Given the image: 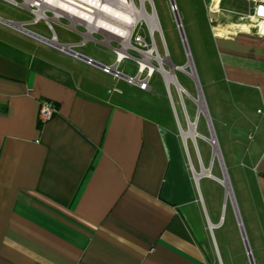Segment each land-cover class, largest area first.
<instances>
[{
	"label": "crops",
	"instance_id": "1",
	"mask_svg": "<svg viewBox=\"0 0 264 264\" xmlns=\"http://www.w3.org/2000/svg\"><path fill=\"white\" fill-rule=\"evenodd\" d=\"M201 3L214 83L228 103L216 114L230 126L235 113L244 125L243 144L228 147L240 150V162L231 161L243 168L251 235L235 202L238 230L232 239L224 232L220 245L215 239L223 215L206 214L202 177L190 171L169 111L171 126L151 114L154 102L146 113L115 89L120 80L144 90L0 20V264H214L213 255L250 264L246 247L264 264V32L237 29L248 0ZM222 26H233L230 35L216 34ZM41 98L57 106L44 123Z\"/></svg>",
	"mask_w": 264,
	"mask_h": 264
},
{
	"label": "rangeland",
	"instance_id": "2",
	"mask_svg": "<svg viewBox=\"0 0 264 264\" xmlns=\"http://www.w3.org/2000/svg\"><path fill=\"white\" fill-rule=\"evenodd\" d=\"M201 1L174 0L177 11L173 13L170 9L171 5L169 0H145L146 10L156 15L158 29L151 30L144 20H138L130 38V46L126 50L127 54L119 63V69L121 71L129 75H134L139 69V61L143 59L142 52L152 50L154 57L160 55L167 60L163 63V66L168 71L170 68H173L172 70L174 71L176 81L183 88V91H178L176 85L173 83H170L169 89L167 88L166 90L167 83L162 73L158 70L152 73L149 80L150 88L148 90L138 91L131 86L125 85L120 80L115 90L120 91L121 89L128 95L132 94V97L137 98L133 106L146 113L149 110L147 105L150 102H154L156 109L157 106L160 108L158 107L151 114L155 117L158 116L157 118L168 126H171V120L167 111L170 112L177 127H180L182 130H187L188 122L195 123V131L198 136L193 140L187 138L185 145L191 163L189 165L190 171L200 172L201 167L210 170L211 175L223 178L224 170L231 190L232 197H225V188L216 179L202 177L199 181V189L203 195L206 214L212 221L217 219L218 215H223L222 224L224 225L222 229L214 231L215 239L220 245L221 236L224 232L226 237H231L232 239L233 231L238 230L233 211V209H236L235 202L238 215L241 217L240 220L243 221L246 233L249 236L251 235L250 222L252 219L250 214L245 212V205L241 195L244 189L245 179L242 177L244 173L243 168L239 164L233 163L240 162V150L234 147H228L231 146L230 144L228 145V141L231 142L232 140L240 139L241 143L243 142V137L239 136L241 135L239 133L243 132L239 131H243L244 125L235 123V113L231 114L229 112L230 114H227V119L229 121L231 120L230 126L223 119V116L216 114L219 108L221 110L227 108L228 103L226 97L221 96L220 86L214 83V77H217L216 66L212 53L210 52V47L206 41L207 22H203ZM134 2L138 7L141 6V0H134ZM208 6L209 4L207 2V12L211 13ZM175 14H178L180 19L182 32L188 48L187 51L190 53L193 68L196 71V79L179 69H174L176 66L184 65L189 54L188 52L186 53L184 43L176 25ZM0 17L9 18L14 22H23L30 18V14L24 8L16 7L4 0H0ZM208 18L209 22L213 23L211 16L208 15ZM67 23L68 21L65 18L60 19L58 22L52 21V27L58 38L57 41L70 42L84 39L86 41L83 44L74 46L75 50L87 54L100 62L112 64L115 61L116 54L112 48H119L122 45L119 38L109 35L105 37L103 34H93V38L80 35L67 28ZM235 23L242 25L240 20ZM224 27L222 26V28ZM26 28L45 38L52 36V31L48 29L47 24L43 21L26 25ZM226 34L230 35L229 33ZM217 35L221 34L219 33ZM154 57L150 58V61L155 66H158L159 63ZM187 69L190 71V68ZM146 73L147 69L143 72V76ZM199 93L202 95L205 111H200L195 101ZM233 110L235 111V109ZM175 116L177 117V121ZM220 120L221 122L218 123ZM176 125L175 132L179 139H181L179 129L177 131ZM212 135L218 144V156L215 155L211 143L202 138V136L210 138ZM232 224L233 228L231 229ZM209 235L212 236L210 231ZM238 235L240 234L238 233ZM255 256V249L253 247V257ZM219 262L218 255H213V263L219 264Z\"/></svg>",
	"mask_w": 264,
	"mask_h": 264
},
{
	"label": "bare ground",
	"instance_id": "3",
	"mask_svg": "<svg viewBox=\"0 0 264 264\" xmlns=\"http://www.w3.org/2000/svg\"><path fill=\"white\" fill-rule=\"evenodd\" d=\"M50 3H53L52 0H47ZM209 1V0H208ZM214 3V2H213ZM80 4V3H77ZM83 7L78 5H70L64 2H55L51 7H55L59 11H64L66 13H71L75 16L76 22L83 23L88 27L90 31L95 29L103 30L107 33V36H116L121 40V47L117 49V55L119 59L125 57L126 50L130 46V38L135 29V25L138 20H144L151 30L158 29V22L155 13H149L145 8V0H141V6L138 7L134 0H90L88 4H81ZM215 10V9H214ZM91 11V12H88ZM20 24V23H19ZM20 27V26H19ZM233 26L222 28L217 27L215 29L216 34H226L227 30H230ZM237 29L247 30L246 25H238ZM181 28V26H180ZM239 29V30H240ZM50 43H55L54 40H50ZM184 44L186 47V53L189 51L186 46V41L184 40ZM143 59L140 62L141 70L149 67V72L153 73L158 70L164 76V79L167 84L173 83L176 85L178 91H183V88L176 83V78L173 70H166L163 66L167 60L162 58L160 55L153 56L152 50L142 52ZM154 57L156 61H158L159 65L155 66L150 62V58ZM148 66V67H147ZM158 67V69H157ZM187 68H192V71H189ZM173 69V68H172ZM174 69H179L182 72H185L192 78L196 79V73L193 68L192 59L190 53L188 54L187 61L182 66H176ZM198 104L200 111H205L204 102L202 95L199 93L198 98L195 99ZM213 134V133H212ZM198 134L195 131V123L189 122L187 130H182V137L187 140V138L194 139ZM203 139L207 140L211 143L213 147V151L216 156H218V144L216 139L212 135V137L207 138L203 137ZM194 175L196 179L201 177H213L211 175L210 170L201 169L200 172L194 171ZM214 178V177H213ZM216 181H218L225 188V197L231 198V190L229 186V181L227 179L226 173L223 170V178L215 177ZM210 226V225H209Z\"/></svg>",
	"mask_w": 264,
	"mask_h": 264
},
{
	"label": "built area",
	"instance_id": "4",
	"mask_svg": "<svg viewBox=\"0 0 264 264\" xmlns=\"http://www.w3.org/2000/svg\"><path fill=\"white\" fill-rule=\"evenodd\" d=\"M4 1L8 2L9 4L13 6L24 8L28 10L30 14V18L23 22H14L11 20H6L7 24L12 25V24L20 23V27L18 28L22 30L23 32L36 35L42 39H46L39 34L32 33L30 30L26 28V25L35 24L39 21H43L47 24L48 29L52 31V36L48 39V41L54 40L55 44L62 50H66V51L73 50L74 46H79L86 41L83 39L77 44L59 43L57 41L56 34L54 32V29L51 23L52 21L58 22L62 18H65L68 21L66 25L67 28L75 31L76 33L80 35L89 36L93 38L94 37L93 34L95 35L103 34L105 37H107V33L105 31L100 30L98 28L90 31L86 25L81 23V21L76 22L75 21L76 18L73 14L66 13L64 11H59L55 7H51L53 3L55 2H64L66 4L78 5L80 7H83L81 4H84V3L88 4V1L90 0H52L53 3H50L47 0H4ZM98 1H102V0H98ZM169 1L171 5L170 9L173 13H175L177 11V6L174 0H169ZM248 1H250L252 5L251 12L247 15L239 16V20L242 22L241 23L242 25L247 26L248 31L253 29L255 33L262 34L264 32V14H262L264 13V0H248ZM77 3H80V4H77ZM208 7L211 12L214 11V9L210 5ZM88 12H91V11H88ZM112 37H116V36H112ZM119 48H114V47L112 48L114 49V52L116 54L115 61L112 64H108V65L102 64L101 66L102 70L106 73H110L114 78L124 79L129 84L135 85L141 90H148L150 88L149 80H150L152 73L149 72L148 68H144L141 70L140 64H139V69L137 73L134 75H129L121 71L119 69V63L125 57H123L122 59L118 58L117 49ZM146 69H147V73L146 75L143 76V72ZM166 85H167V88L169 89V84H166ZM56 112H57V106L53 100L47 99V98H41L39 100L38 119L41 123L49 121Z\"/></svg>",
	"mask_w": 264,
	"mask_h": 264
},
{
	"label": "water",
	"instance_id": "5",
	"mask_svg": "<svg viewBox=\"0 0 264 264\" xmlns=\"http://www.w3.org/2000/svg\"><path fill=\"white\" fill-rule=\"evenodd\" d=\"M174 17H175L176 25H177V27H178V29H179V32H180L181 39H182V41H183V43H184L185 38H184V34H183V32H182V26H181V23H180L179 16H178V14H175ZM0 20L3 21V22H6V20H2L1 18H0ZM6 23H7V22H6ZM180 26H181V28H180ZM184 46H185V44H184ZM185 50H186V47H185ZM68 52L71 53V54H74V55H76V56H79V57H81V58H84V59H86V60H88V61H91L92 63H94V64L97 65V66H100V67L102 66L101 63L96 62V61H93V60H91V59H89V58H87V57H85V56H83V55H81V54L76 53V52L73 51V50H70V51H68ZM157 69H158V67H157ZM169 70H172V68H170ZM194 70H195V69H194ZM190 71H192V68H190ZM195 73H196V71H195ZM175 78H176V77H175ZM176 83H177V81H176ZM177 84H178V83H177ZM188 125H189V122L187 123V126H188ZM178 129H179V134H180V136H181L182 141L184 142V144H186V140L182 137V129H181L180 127H178ZM192 140H193V139H192ZM200 169H204V168H201V167H200ZM192 173H193V176H194V178H195V175H194V171H193V170H192ZM195 180H196V182H197L198 179L195 178ZM237 221H238L239 226H241V222H240V218H239V215H238V214H237ZM242 236H243V231H242ZM246 251H247V254H248V258H249V263H250V264H254V262H253V260H252V257H251V255H250V251L248 250L247 247H246Z\"/></svg>",
	"mask_w": 264,
	"mask_h": 264
},
{
	"label": "snow or ice",
	"instance_id": "6",
	"mask_svg": "<svg viewBox=\"0 0 264 264\" xmlns=\"http://www.w3.org/2000/svg\"><path fill=\"white\" fill-rule=\"evenodd\" d=\"M262 14H264V13H262Z\"/></svg>",
	"mask_w": 264,
	"mask_h": 264
}]
</instances>
